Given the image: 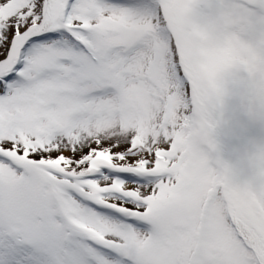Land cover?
<instances>
[{
	"label": "snow or ice",
	"instance_id": "snow-or-ice-1",
	"mask_svg": "<svg viewBox=\"0 0 264 264\" xmlns=\"http://www.w3.org/2000/svg\"><path fill=\"white\" fill-rule=\"evenodd\" d=\"M254 70L264 0H0V264H264V145L209 141Z\"/></svg>",
	"mask_w": 264,
	"mask_h": 264
},
{
	"label": "rangeland",
	"instance_id": "rangeland-1",
	"mask_svg": "<svg viewBox=\"0 0 264 264\" xmlns=\"http://www.w3.org/2000/svg\"><path fill=\"white\" fill-rule=\"evenodd\" d=\"M224 115L228 119V124L222 129L221 138L230 136L231 139L228 141L233 144L232 146L230 141V146L224 143L226 155L237 159L249 152L251 145L264 144V121L249 117L238 93H230L226 100ZM233 149L237 151V155L231 152Z\"/></svg>",
	"mask_w": 264,
	"mask_h": 264
},
{
	"label": "clouds",
	"instance_id": "clouds-1",
	"mask_svg": "<svg viewBox=\"0 0 264 264\" xmlns=\"http://www.w3.org/2000/svg\"><path fill=\"white\" fill-rule=\"evenodd\" d=\"M248 78L250 80L264 79V74H258V72L254 70L249 73ZM229 95L230 92L226 89L224 96L217 106L216 114L211 121V128L209 129V141L217 157L223 162L225 167H230L237 163V159H232L229 155H226L224 141L221 138L222 129L228 124V119L224 115V108ZM240 98L244 110L249 117L253 118L259 116L261 112H264V94H253L251 91H245L240 95ZM260 145L264 144H258L257 146Z\"/></svg>",
	"mask_w": 264,
	"mask_h": 264
}]
</instances>
